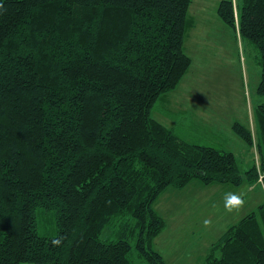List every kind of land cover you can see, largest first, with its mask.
Segmentation results:
<instances>
[{
  "label": "trees",
  "instance_id": "obj_1",
  "mask_svg": "<svg viewBox=\"0 0 264 264\" xmlns=\"http://www.w3.org/2000/svg\"><path fill=\"white\" fill-rule=\"evenodd\" d=\"M191 1L0 0V264H167L153 248L166 188L264 185V0L216 8L259 63L254 131L231 127L257 163L241 173L232 151L151 116L190 67ZM38 211L55 218L54 236L37 232ZM202 264H264V200Z\"/></svg>",
  "mask_w": 264,
  "mask_h": 264
},
{
  "label": "rangeland",
  "instance_id": "obj_2",
  "mask_svg": "<svg viewBox=\"0 0 264 264\" xmlns=\"http://www.w3.org/2000/svg\"><path fill=\"white\" fill-rule=\"evenodd\" d=\"M219 1H191L188 15L194 26L184 40L190 67L178 86L156 101L151 116L186 141L232 151L243 173L253 161L257 163L256 150L231 127L239 121L254 131L253 108L261 102L256 94L260 67L255 50L218 17ZM230 193L243 194L244 204L226 212L225 199ZM263 200L264 185L258 181L233 187L224 183L204 185L193 179L181 189L168 187L154 202L166 226L154 238L153 248L167 264H202L210 244ZM54 219L38 211L37 232L54 236ZM206 219L211 221L208 226ZM107 235L104 229L101 238ZM134 263L146 264L139 259Z\"/></svg>",
  "mask_w": 264,
  "mask_h": 264
},
{
  "label": "clouds",
  "instance_id": "obj_3",
  "mask_svg": "<svg viewBox=\"0 0 264 264\" xmlns=\"http://www.w3.org/2000/svg\"><path fill=\"white\" fill-rule=\"evenodd\" d=\"M244 204L243 200V194L237 195L234 193H230L226 199H225V211L226 212H232L234 210H238L240 207H242ZM205 226H208L211 224L210 220H204ZM64 238L63 237H57L51 241L53 245L59 246Z\"/></svg>",
  "mask_w": 264,
  "mask_h": 264
}]
</instances>
